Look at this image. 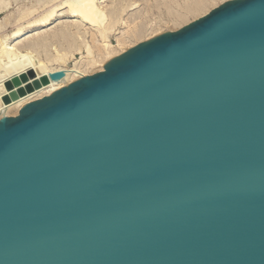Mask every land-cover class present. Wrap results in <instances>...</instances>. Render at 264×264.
<instances>
[{
  "label": "water",
  "instance_id": "95a60500",
  "mask_svg": "<svg viewBox=\"0 0 264 264\" xmlns=\"http://www.w3.org/2000/svg\"><path fill=\"white\" fill-rule=\"evenodd\" d=\"M104 67L0 119V264H264V0Z\"/></svg>",
  "mask_w": 264,
  "mask_h": 264
},
{
  "label": "bare ground",
  "instance_id": "6f19581e",
  "mask_svg": "<svg viewBox=\"0 0 264 264\" xmlns=\"http://www.w3.org/2000/svg\"><path fill=\"white\" fill-rule=\"evenodd\" d=\"M17 1L0 0V10ZM219 1L41 0L25 7L16 20V29L9 32L5 29L11 15L5 16L0 20V117L90 75L95 68V72L104 70L107 61L143 41L140 39L162 33L164 22L182 24L191 17L206 15ZM50 2L53 4L45 7ZM40 7L45 9L34 14ZM65 10L69 20L62 21L58 13ZM155 11L158 18L148 20L146 15ZM56 71H64V77L43 80Z\"/></svg>",
  "mask_w": 264,
  "mask_h": 264
},
{
  "label": "rangeland",
  "instance_id": "374dc122",
  "mask_svg": "<svg viewBox=\"0 0 264 264\" xmlns=\"http://www.w3.org/2000/svg\"><path fill=\"white\" fill-rule=\"evenodd\" d=\"M41 0H19V1H17V2H14L12 5H10L9 7H7V8H4V9H2V10H0V20H2V19H4V17L5 16H7V15H11V18H10V22H9V24L6 26V29L5 30H7L6 32H9V31H11V30H14V29H16V26H15V24H16V20H17V18L19 17V15H20V13L24 10V8L25 7H31L32 5H34V4H36V3H38V2H40ZM42 1H51V0H42ZM227 1H231V0H226V1H222V0H220L217 4H215V5H213L211 8H210V11L207 13V14H209L212 10H214L215 8H217V7H219V6H221L223 3H225V2H227ZM140 3H142V2H140ZM53 3L52 2H50V4L48 5H46L45 7H47V6H50V5H52ZM108 5H110V3L108 4ZM216 6V7H215ZM45 7H40L39 9H38V11H35L36 13H34V14H37L38 12H40V11H42L43 9H45ZM141 7H142V9H141ZM141 7H140V12H143V10H144V5L143 4H141ZM1 8V7H0ZM206 14V15H207ZM58 15H61L60 17H59V19H61L62 21H66V20H69L68 18H69V16H68V14H67V11L65 10V11H60L59 13H58ZM147 17H148V20H150V19H152V20H154L155 18H158V16H159V13L157 12V11H155V12H150L148 15H146ZM157 16V17H156ZM205 15H202V16H195V17H191L187 22H185V23H187V24H185V23H182V24H180V23H175V22H164L163 24H161L162 25V33H160V34H163V33H167V32H176V31H178V30H180V29H182L183 27H185V26H187V25H189L190 23H193L194 21H196V20H198V19H200V18H202V17H204ZM183 24H184V26H183ZM164 25V26H163ZM14 28V29H13ZM48 28H50V26L48 27ZM47 28V29H48ZM153 38V37H152ZM145 38H142V39H140V40H143V41H140V42H138V44L139 43H142V42H145V41H147V40H149V39H146V40H144ZM151 39V38H150ZM111 40L116 44V37H115V35H112L111 36ZM135 46V45H134ZM76 57H78V58H80V54H76ZM71 65L73 64V62H71L70 63ZM98 68H95V70H97ZM95 70L93 69V70H91L90 72H92L90 75H92V74H95V73H97V72H99V71H97V72H95ZM103 71V70H102ZM21 110V109H20ZM20 110H18L17 111V109H12L11 110V112L10 113H8V115H6V116H2V117H0V119L1 118H4V117H14V116H17V115H19V112H20Z\"/></svg>",
  "mask_w": 264,
  "mask_h": 264
}]
</instances>
